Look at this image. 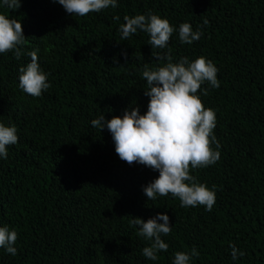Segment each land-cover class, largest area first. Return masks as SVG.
<instances>
[{
    "label": "trees",
    "instance_id": "1",
    "mask_svg": "<svg viewBox=\"0 0 264 264\" xmlns=\"http://www.w3.org/2000/svg\"><path fill=\"white\" fill-rule=\"evenodd\" d=\"M116 8L70 15L55 0H21L0 8L20 20L19 60L0 54V121L16 125L18 142L0 159V225L17 231V255L0 248V264H172L195 247L191 264H264V0H117ZM152 11L202 31L199 40L168 41L172 57L204 56L220 86L197 95L215 111L220 160L190 174L217 186L211 211L181 207L171 196L148 200L142 186L157 171L119 158L111 134L91 120L146 110L145 64L158 62L138 30L120 40L124 15ZM119 16L120 20L113 19ZM207 20V24L204 21ZM119 40V41H118ZM37 50L51 87L32 97L18 87V69ZM123 53V55H122ZM203 89H207L204 94ZM169 216V245L152 261L133 217ZM230 244L245 255L233 261Z\"/></svg>",
    "mask_w": 264,
    "mask_h": 264
},
{
    "label": "clouds",
    "instance_id": "2",
    "mask_svg": "<svg viewBox=\"0 0 264 264\" xmlns=\"http://www.w3.org/2000/svg\"><path fill=\"white\" fill-rule=\"evenodd\" d=\"M66 13L85 16L100 12L109 7L116 8L117 0H55ZM21 0H0V8L18 9ZM7 12H0V54L13 52L19 60L24 54L23 34L20 20L12 18ZM119 21V16H114ZM119 24L120 40H128L138 30L148 34L147 43L158 62L155 66L145 64L141 76L146 81L144 94L149 98L146 110L141 113L138 107H126L120 115L106 118L102 113L91 120L94 128H107L119 158L129 164H143L158 172L150 182L142 186L148 200L167 196L179 200L180 206H204L211 211L216 203L217 186L209 188L190 174V169L205 168L220 160V143L214 128L215 111L206 108L197 95L201 85L207 83L211 88L220 86L217 78L218 68L204 56L189 59L172 57L167 49L173 32L177 33L181 44H192L200 39L202 31L193 30L188 22L178 26L170 24L167 18L147 11L144 14L124 15ZM207 24V20L204 21ZM119 41V40H118ZM30 61L18 69V87L32 97H39L51 84L48 73L38 63L37 50L26 53ZM123 55V53H122ZM204 94L207 89L202 90ZM18 142L17 128L9 122L0 121V159H6L8 146ZM130 226L136 229L137 236L147 241L142 255L152 261L159 259L158 253L167 251L169 245L162 239L171 231L169 216L158 212L147 220L133 217ZM17 231L8 224L0 225V248L12 256L17 255ZM233 261L245 255L244 251L230 244ZM200 253L193 247L189 251H176L172 264H191Z\"/></svg>",
    "mask_w": 264,
    "mask_h": 264
}]
</instances>
